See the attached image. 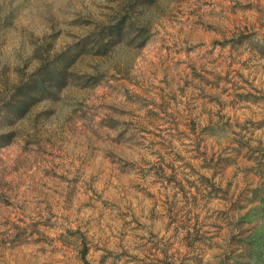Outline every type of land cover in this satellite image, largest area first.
Masks as SVG:
<instances>
[{"label": "rangeland", "instance_id": "obj_1", "mask_svg": "<svg viewBox=\"0 0 264 264\" xmlns=\"http://www.w3.org/2000/svg\"><path fill=\"white\" fill-rule=\"evenodd\" d=\"M0 264H264V0H0Z\"/></svg>", "mask_w": 264, "mask_h": 264}, {"label": "trees", "instance_id": "obj_2", "mask_svg": "<svg viewBox=\"0 0 264 264\" xmlns=\"http://www.w3.org/2000/svg\"><path fill=\"white\" fill-rule=\"evenodd\" d=\"M38 87H41V85L39 86L37 83H35V84H33L30 88L31 89H36V88H38ZM26 95H28L29 96V93H26ZM32 98V97H31Z\"/></svg>", "mask_w": 264, "mask_h": 264}]
</instances>
